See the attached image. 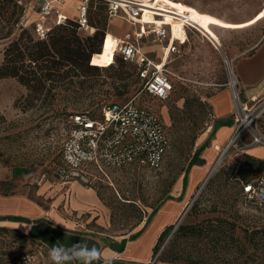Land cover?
<instances>
[{
	"label": "rangeland",
	"instance_id": "rangeland-1",
	"mask_svg": "<svg viewBox=\"0 0 264 264\" xmlns=\"http://www.w3.org/2000/svg\"><path fill=\"white\" fill-rule=\"evenodd\" d=\"M185 1L154 2L161 11L160 18L171 27L174 39L187 38L185 44L181 45L180 52L172 55L167 64L173 77L174 89L166 100H158L141 93V82L134 64L126 63L121 66L119 59H116L115 67L127 72L122 75L121 80L119 72H109L94 77L89 82L90 86L85 89L75 86L54 89L52 92L56 93V98H60L63 104H68L65 112L37 108L24 110L20 104L16 106L17 100L27 95V87L15 78L0 79V192L9 193L25 186L37 187L43 178L56 184L54 171L62 163L61 152L67 135L69 116L85 110L98 113L107 103L135 97L161 115L170 139L169 149L163 162L156 168L135 162L120 168L105 169L106 175H97L98 179L92 187L101 199L102 210L99 213L106 220V224L97 225L96 230L109 235L129 234L140 227L164 201L176 197L178 186L184 182L186 171L196 152L197 142L202 135L212 136L214 133L215 112L211 98L219 90L231 88L230 70L226 60L233 64L237 78L235 63L224 51V38H232L228 29L242 28L264 18V0ZM75 4L74 0H67L66 11L71 16L75 15ZM94 11L96 9L91 14ZM254 15L255 17L248 20ZM182 16L196 23L210 40L223 46L215 47L194 28L187 29L186 33ZM151 17L146 15L145 20L150 22ZM95 31L96 27L92 34ZM107 31L122 37L134 36L136 26L121 18L107 17L105 32ZM18 33L19 30L16 29L11 38L17 37ZM81 34L88 35L83 30ZM142 42L154 55H161V44L155 41L153 35ZM112 47V43L106 39L102 53L97 54V57L105 55L106 61H95L98 65L103 67L114 62L115 56H110ZM4 48L5 41L0 40V63ZM122 83L127 84V87L120 94L122 90L116 89L114 85ZM232 97L233 117L236 109L233 91ZM239 98L249 108L264 101V96L245 101L240 93ZM253 125L264 135V104L259 108V117ZM244 142H250L249 137H245ZM238 147L239 149L230 150L217 166L211 176L214 177L212 188L205 189L206 184L200 191L207 175L190 195L187 207L159 242L156 252L159 253V261L169 264H193L195 261L223 264L220 255L206 239L178 235L176 231L181 225L198 224L208 217L225 215L236 219L243 227H264L251 204L245 202L242 189V181L253 179L259 172L243 164L244 155L249 152L243 144ZM24 169L26 171L23 172ZM18 170L21 174L14 175ZM238 234L242 236L244 233L240 231ZM22 244L15 232L0 229V264H19L20 256L24 253Z\"/></svg>",
	"mask_w": 264,
	"mask_h": 264
},
{
	"label": "built area",
	"instance_id": "built-area-1",
	"mask_svg": "<svg viewBox=\"0 0 264 264\" xmlns=\"http://www.w3.org/2000/svg\"><path fill=\"white\" fill-rule=\"evenodd\" d=\"M75 15L66 11L67 0H37V17L33 21L32 30L40 39H45L49 31L56 25L72 19L78 22L79 28L92 34L95 28L89 22V10L93 1L76 0ZM106 4L109 18H121L136 26L134 36L115 35V55L124 61L137 66L141 82V93L158 100L168 99L173 92V77L167 64L172 55L180 52L185 39L175 38L171 27L157 21L148 22L145 16L160 18L161 12L151 6L152 0H102ZM186 2L185 0H178ZM18 3L25 9L19 27H30L25 19L27 5L23 0ZM187 29H196L206 38H210L190 19L184 18ZM154 36L155 41L162 44V51L167 53L156 59L144 50L143 39ZM215 47L221 44L210 40ZM114 55V56H115ZM235 98L236 109L233 116V131L220 151L218 162H222L229 151L264 145L262 135L253 125L259 117V108L264 101L249 108L239 98L236 83L230 82ZM212 127V126H211ZM249 137L250 142H244ZM170 139L161 115L151 106L140 103L135 97L114 101L103 105L98 113L90 110L73 113L67 119V135L62 146V163L54 171V177L63 186L79 182L92 187L98 179L97 175H106L105 169L120 168L140 162L151 168L158 167L169 149ZM44 179V178H43ZM243 195L246 203L251 204L260 222L264 225V172L248 181H242ZM155 255L152 264L156 262ZM38 253L25 252L20 256L19 264H35Z\"/></svg>",
	"mask_w": 264,
	"mask_h": 264
},
{
	"label": "crops",
	"instance_id": "crops-1",
	"mask_svg": "<svg viewBox=\"0 0 264 264\" xmlns=\"http://www.w3.org/2000/svg\"><path fill=\"white\" fill-rule=\"evenodd\" d=\"M23 1L27 5L25 19L32 27L37 17V0ZM153 18L157 17H151L150 22ZM228 30L232 38H224V51L235 63L237 91L245 101L252 97L264 96V18L248 26ZM108 33L115 35L110 31ZM144 50L156 59L163 55L167 57V53L164 54L163 51L161 55H154L145 45ZM95 61H106V56L97 57L96 54L93 62L99 64ZM211 102L215 112V124H226L214 130L212 136L204 134L200 137L196 151L202 162L191 167L185 189L183 182L178 186L176 197L164 201L148 222L147 217L140 227L129 234L109 235L96 230L97 225L106 224V220L100 217L102 202L98 192L93 187H86L79 182L63 186L55 177L56 184L42 179L37 187L25 186L9 193L0 192V229L15 232L23 243L24 253H38L35 264H51L49 250L52 247L62 245L70 248L76 243L95 247L103 256L111 258V264H152L161 235L183 213L190 195L216 164L220 154L217 147H222L233 131L231 115L234 103L231 88L219 90L213 95ZM248 152L250 155L264 158L263 146H254L249 148ZM183 191L184 194L180 197ZM95 208L96 211L93 210ZM68 264L79 262L69 261ZM93 264H104V261L100 259ZM153 264L169 263L157 259Z\"/></svg>",
	"mask_w": 264,
	"mask_h": 264
},
{
	"label": "trees",
	"instance_id": "trees-1",
	"mask_svg": "<svg viewBox=\"0 0 264 264\" xmlns=\"http://www.w3.org/2000/svg\"><path fill=\"white\" fill-rule=\"evenodd\" d=\"M94 9L96 11L91 14ZM24 13L25 9L18 0H0V40L5 41L3 59L0 63V79L15 78L28 89L27 95L19 98L16 106L20 104L24 110L37 108L65 112L68 104H63L60 98H56V93L52 92L54 89L58 87L68 89L73 86L85 89L98 75L119 72L121 80L122 75L127 73L115 67L116 59H119L121 66L128 63L117 55L113 59L114 62L108 66L102 67L93 62L94 55L102 53L107 39L105 29L109 16L106 12V4L102 0L93 1L90 5L89 22L94 28L96 27V31L85 36L81 34L78 22L69 19L54 26L45 39H40L31 27H19ZM16 29L19 30L18 36L11 38ZM134 66L138 75L137 66ZM114 87L122 90L127 84L122 83ZM124 92L122 90L120 94ZM225 124L216 123L214 130ZM244 156V165L259 173L264 172V159L250 154ZM199 162L202 160L199 159L196 151L184 177V189L190 168ZM20 174V170L14 172V175ZM213 185L214 177L209 180L205 189L210 190ZM183 194L184 191L180 197ZM197 202L198 199L194 206ZM157 209L149 215L147 222ZM172 227L171 225L163 232L160 241ZM240 231L244 233L242 236L238 234ZM176 233L206 239L213 250L220 255L223 264H264V227L262 226L243 227L236 219H231V216L218 215L208 217L198 224L181 225ZM193 264L209 263L195 261Z\"/></svg>",
	"mask_w": 264,
	"mask_h": 264
},
{
	"label": "clouds",
	"instance_id": "clouds-1",
	"mask_svg": "<svg viewBox=\"0 0 264 264\" xmlns=\"http://www.w3.org/2000/svg\"><path fill=\"white\" fill-rule=\"evenodd\" d=\"M51 264H68L69 261H78L79 264H93L94 261L103 259L104 264H111V258L105 257L100 250L86 244L76 243L70 248L54 246L49 250Z\"/></svg>",
	"mask_w": 264,
	"mask_h": 264
},
{
	"label": "bare ground",
	"instance_id": "bare-ground-1",
	"mask_svg": "<svg viewBox=\"0 0 264 264\" xmlns=\"http://www.w3.org/2000/svg\"><path fill=\"white\" fill-rule=\"evenodd\" d=\"M173 1H177L178 2V0H173ZM154 2L156 3V0H152L150 2L151 3L150 7H154V8L157 9L158 7H157V5H155ZM182 17L187 18L186 16H182ZM153 21H157V22H159L161 24H164V22L161 19H159V18H153L152 22ZM107 40L110 41L112 43V45H113V47L111 48V51H110V56L114 57V55H115V45H116V43H115V35H111L107 31ZM229 63H230V65H229ZM227 66H229V70H230L229 74H230V79H231L232 83H236V79L237 78H235V74H234V70H233V64L231 65V62L227 61Z\"/></svg>",
	"mask_w": 264,
	"mask_h": 264
},
{
	"label": "water",
	"instance_id": "water-1",
	"mask_svg": "<svg viewBox=\"0 0 264 264\" xmlns=\"http://www.w3.org/2000/svg\"><path fill=\"white\" fill-rule=\"evenodd\" d=\"M227 62V61H226ZM219 165V162L212 168L211 172L209 173L205 183L203 184V186L201 187L200 191L203 189V187L207 184V182L209 181V179L211 178V176L214 174L215 170L217 169V166ZM199 191V192H200ZM186 213V211H185Z\"/></svg>",
	"mask_w": 264,
	"mask_h": 264
},
{
	"label": "snow or ice",
	"instance_id": "snow-or-ice-1",
	"mask_svg": "<svg viewBox=\"0 0 264 264\" xmlns=\"http://www.w3.org/2000/svg\"><path fill=\"white\" fill-rule=\"evenodd\" d=\"M262 15H264V14H262Z\"/></svg>",
	"mask_w": 264,
	"mask_h": 264
}]
</instances>
